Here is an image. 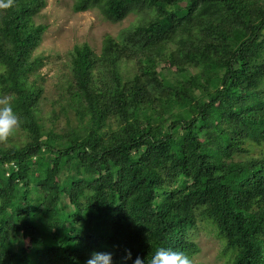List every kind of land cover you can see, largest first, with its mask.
<instances>
[{"label": "trees", "instance_id": "trees-1", "mask_svg": "<svg viewBox=\"0 0 264 264\" xmlns=\"http://www.w3.org/2000/svg\"><path fill=\"white\" fill-rule=\"evenodd\" d=\"M46 2L0 0V99L20 120L0 141V264L162 247L201 264L200 222L226 264H264V0H75L135 21L73 47L48 115Z\"/></svg>", "mask_w": 264, "mask_h": 264}, {"label": "rangeland", "instance_id": "rangeland-1", "mask_svg": "<svg viewBox=\"0 0 264 264\" xmlns=\"http://www.w3.org/2000/svg\"><path fill=\"white\" fill-rule=\"evenodd\" d=\"M75 0H47L46 6L35 18L37 24L46 26L41 41L33 52L41 57L44 65L40 69L46 101L43 105L50 114L53 104L60 99V86L68 74L69 54L73 47L86 43L99 53L104 35L116 37L124 28L134 23V15L122 22L112 23L96 9L74 11ZM189 238L198 245L193 261L201 264H226L228 255L223 252V243L212 227L200 222L188 232Z\"/></svg>", "mask_w": 264, "mask_h": 264}, {"label": "clouds", "instance_id": "clouds-1", "mask_svg": "<svg viewBox=\"0 0 264 264\" xmlns=\"http://www.w3.org/2000/svg\"><path fill=\"white\" fill-rule=\"evenodd\" d=\"M11 0H9V3ZM7 7L8 5H3ZM18 114L5 99H0V141L6 140L19 127ZM131 259L128 252L123 258ZM84 264H113V254L110 251H92ZM132 264H146V260L137 256ZM147 264H192V260L181 251L168 248H158L147 261Z\"/></svg>", "mask_w": 264, "mask_h": 264}]
</instances>
